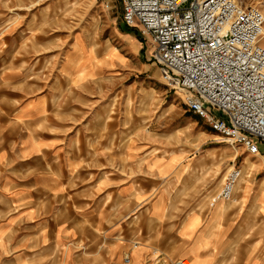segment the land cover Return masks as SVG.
Returning a JSON list of instances; mask_svg holds the SVG:
<instances>
[{
    "label": "crops",
    "instance_id": "1",
    "mask_svg": "<svg viewBox=\"0 0 264 264\" xmlns=\"http://www.w3.org/2000/svg\"><path fill=\"white\" fill-rule=\"evenodd\" d=\"M68 63L31 90L0 81V246L15 247L3 264H264L263 180L211 206L230 154L215 132L154 142L108 116L94 63Z\"/></svg>",
    "mask_w": 264,
    "mask_h": 264
},
{
    "label": "rangeland",
    "instance_id": "2",
    "mask_svg": "<svg viewBox=\"0 0 264 264\" xmlns=\"http://www.w3.org/2000/svg\"><path fill=\"white\" fill-rule=\"evenodd\" d=\"M259 2L264 8V0ZM124 28L119 0H0V81L8 78L10 83L23 77L19 87L31 90L32 84H46L59 73L60 63H74L81 57L95 64L85 72L97 76L104 94L115 96L114 113L109 117L119 111L137 129L150 128L154 142L188 147L196 132L210 127L187 111L182 92L162 81L151 57L150 40L138 31L136 36L126 33ZM21 65L23 70L18 69ZM144 97H150L151 103L143 102ZM211 142L230 151L224 157L228 159L225 177L233 167L241 168L236 190L254 179L264 183V166L256 170V165L264 163L263 144L260 155L253 156L216 133ZM13 248L0 246V264L7 251L12 255Z\"/></svg>",
    "mask_w": 264,
    "mask_h": 264
},
{
    "label": "built area",
    "instance_id": "3",
    "mask_svg": "<svg viewBox=\"0 0 264 264\" xmlns=\"http://www.w3.org/2000/svg\"><path fill=\"white\" fill-rule=\"evenodd\" d=\"M119 1L123 22L150 40L162 81L182 92L187 111L233 147L260 155V144L264 145L260 0ZM241 177V168L229 170L211 206L229 201Z\"/></svg>",
    "mask_w": 264,
    "mask_h": 264
},
{
    "label": "trees",
    "instance_id": "4",
    "mask_svg": "<svg viewBox=\"0 0 264 264\" xmlns=\"http://www.w3.org/2000/svg\"><path fill=\"white\" fill-rule=\"evenodd\" d=\"M124 27H125L124 31H126V33H131V34H134L136 36L137 30L129 28L125 23H124Z\"/></svg>",
    "mask_w": 264,
    "mask_h": 264
},
{
    "label": "bare ground",
    "instance_id": "5",
    "mask_svg": "<svg viewBox=\"0 0 264 264\" xmlns=\"http://www.w3.org/2000/svg\"><path fill=\"white\" fill-rule=\"evenodd\" d=\"M260 3V2H259ZM187 264H191L189 261L186 262Z\"/></svg>",
    "mask_w": 264,
    "mask_h": 264
}]
</instances>
